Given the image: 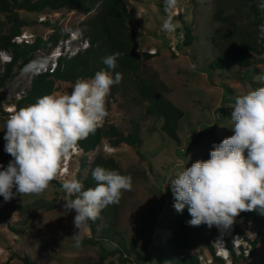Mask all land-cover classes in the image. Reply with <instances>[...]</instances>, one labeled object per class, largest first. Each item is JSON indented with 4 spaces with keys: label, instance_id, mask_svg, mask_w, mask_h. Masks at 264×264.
Instances as JSON below:
<instances>
[{
    "label": "rangeland",
    "instance_id": "1",
    "mask_svg": "<svg viewBox=\"0 0 264 264\" xmlns=\"http://www.w3.org/2000/svg\"><path fill=\"white\" fill-rule=\"evenodd\" d=\"M129 1L136 18V23H131V27L141 36L140 50L153 54L151 59L141 58L143 77L159 84L169 99L185 112L178 130L181 144L178 145L161 131L162 121L159 118L145 115L147 103L134 99L133 91L114 97L109 94L106 97L108 121L125 133L131 130L132 121L139 122L143 140L139 151L142 154L139 155L135 148L126 143L114 147L108 139H103L95 150L87 154L75 144L63 158L58 175L53 180L62 182L76 179L82 170L81 159L84 155L89 163L97 155L113 157L133 182L132 190L122 193L119 230L127 242L137 239L141 247L145 246L147 250L140 262L132 259L127 264H171L159 261V253L171 236L166 221L175 210L169 178L182 171L184 166L190 167L201 160L202 155L212 149L213 133L222 139L234 134L230 128L233 125L230 118L234 104L229 98L254 87L251 78L241 68L232 69L231 72L209 69L214 56L210 37L217 26L213 19L216 0H177L176 7L171 10L174 23L178 25L174 33L162 30V23L168 15L165 0ZM47 14H52V17H47ZM42 16L48 18L50 25L40 21ZM87 16L69 8L42 13L21 12V17L30 22L23 31L44 39L49 38L57 22L62 33H83L82 23ZM182 22L192 28L194 41L191 47H180L183 32L178 33L177 30H182ZM50 50L47 46L42 48L41 53L37 52L40 61ZM17 67L0 90L3 102L0 129L7 119L5 106L14 104L19 98L18 94H25L30 89L32 71H18ZM257 71L252 79L261 82L259 78L264 77V63H258ZM155 72L158 78L153 76ZM73 85L59 81L53 94H71ZM229 89L232 91L229 92ZM105 120L106 117L97 127L102 126ZM11 159L10 156L4 162L0 157V164L7 166ZM62 197V189L55 187L53 181L39 194L17 195L9 202H4L0 197V264H27L20 258L24 256H28L33 264H85L98 258L100 247L83 243V238L91 234L89 228L84 226L77 246V229L73 223L75 212L65 215L63 204L52 205L55 198ZM234 223L235 228L243 230L248 238H256L257 225L254 222H241L238 219ZM138 234L141 235L139 238ZM113 247L110 243L105 245L108 249ZM188 252L205 257L209 255L204 247ZM110 261L119 264L117 256L108 257L105 264ZM234 264H264V234L253 257Z\"/></svg>",
    "mask_w": 264,
    "mask_h": 264
},
{
    "label": "trees",
    "instance_id": "2",
    "mask_svg": "<svg viewBox=\"0 0 264 264\" xmlns=\"http://www.w3.org/2000/svg\"><path fill=\"white\" fill-rule=\"evenodd\" d=\"M261 2L262 0H216L213 19L217 26L212 30L210 37L214 56L209 69L231 72L232 69L241 68L245 75L251 78L254 89L264 86V80L254 82L252 79V75L258 73V63H264V57H261L264 54V39L258 38V26L264 24V8L258 6ZM131 7L129 0H0V48L10 51L13 55V60L6 65L5 71L2 73L0 71V90L13 75L17 66L18 71H23L32 62H40V58L37 57L39 49L47 46L52 49L62 38L68 36V33L61 32V27L57 22L53 25L54 30L47 39L37 36L31 44L14 43L13 38L30 23L21 17V12L42 13L46 10L75 9L88 14L82 25L83 34L90 42L89 48L72 58H60L55 72L35 76L26 95L16 100L17 110L34 104L39 97L53 94L59 81L75 83L77 79H91L100 70L107 71L113 76L115 72H120L123 75L122 82L112 86L110 96L114 97L116 94L133 91L134 99L147 103L145 115L159 118L162 121L161 131L180 145L181 137L178 130L185 112L169 99L159 84L143 77L141 58L151 59L153 54L142 53L140 50V33L131 27V23H136ZM44 24L50 25V22L45 21ZM182 25V30H177L178 33L183 32L180 47H191L194 41L192 28L185 22H182ZM179 43L177 44L178 49ZM116 52L120 53L116 61L117 66L115 69H110L103 63V59ZM255 55L258 57L255 58ZM153 76L158 78L156 72ZM231 91L229 89V92ZM236 96L229 98L231 103L234 104ZM0 109L3 112L1 95ZM4 114L8 118L7 112ZM202 136L203 132L200 134V137ZM3 137L4 132L0 134V157L6 162L10 156L4 151ZM212 137L213 144L223 140L216 133H213ZM103 139H108L114 147L126 143L135 148L139 155L142 154L139 151L143 143L139 122L132 121L131 130L125 133L110 123L106 117L102 126L97 127L94 133L78 141L77 144L84 154H87L95 150ZM209 158L210 151L203 154L201 160ZM97 166L128 175V172H124L113 157L97 155L94 161L89 163L84 155L81 159L82 170L78 173L76 180H79L85 189L96 186L91 173ZM52 181L55 187L61 188V182ZM61 199L55 198L51 202L52 205L64 204ZM120 206L121 201L107 206L95 221H89L86 225L91 234L83 238V243L98 246L101 250L95 261L85 264H105L110 256H117L119 264H127L132 259L137 262L141 261L143 253L147 250L145 246L141 247L137 239L127 242L120 232ZM190 219L187 207L183 212L174 210L170 214L166 221V228L171 236L159 253V261L171 264H203L198 254L188 251L204 247L212 255L214 264H227L215 254L212 239L216 234V229L204 224L190 226L187 224ZM238 219L244 222H254L257 225V234L254 240L249 239L252 243L250 255H236L232 250L231 264L252 258L264 234V215L255 211L242 212L235 220ZM236 230L246 236L240 228ZM139 236L141 235L138 234V238ZM109 243L114 245L112 249L105 248V245ZM132 255H134L133 258H131ZM20 258L27 264H33L28 256ZM108 264H115V262L110 261Z\"/></svg>",
    "mask_w": 264,
    "mask_h": 264
},
{
    "label": "clouds",
    "instance_id": "3",
    "mask_svg": "<svg viewBox=\"0 0 264 264\" xmlns=\"http://www.w3.org/2000/svg\"><path fill=\"white\" fill-rule=\"evenodd\" d=\"M176 5L177 0H165V32L174 33L178 27L171 14ZM258 6L264 8V0ZM258 33L264 39V24L258 26ZM119 56V52L113 53L103 63L115 69ZM41 64L32 62L26 71H37ZM122 79L120 72L113 76L100 70L91 79H77L71 94L44 95L9 115L0 129L4 131V151L12 157L7 166L0 164L4 202L47 189L63 158L108 116L106 97ZM232 107L230 128L234 134L214 143L209 159L184 166L169 178L173 206L177 212L187 207L190 226L226 230L242 212L264 215V86L237 95ZM91 175L96 181L93 188L85 189L76 179L61 182L65 215L75 212L77 246L84 226L107 206L119 203L122 193L133 187L130 175L102 166L95 167Z\"/></svg>",
    "mask_w": 264,
    "mask_h": 264
},
{
    "label": "built area",
    "instance_id": "4",
    "mask_svg": "<svg viewBox=\"0 0 264 264\" xmlns=\"http://www.w3.org/2000/svg\"><path fill=\"white\" fill-rule=\"evenodd\" d=\"M58 13V12H56ZM55 13V14H56ZM51 16L52 14H47V17ZM46 16H42V22L48 20ZM36 37L33 33L28 31H22L20 34L16 35L13 38V42L17 44H31L35 41ZM90 42L84 36L83 33L71 31L68 32V36L62 38L59 43L53 47L49 54H45L42 58V64L38 68L37 71H32L30 75V82L35 76L39 74H43L46 72L53 73L55 72L59 59L62 57L65 58H72L79 54L80 52L89 48ZM42 49H39L38 52L41 53ZM153 53V52H152ZM13 55L10 51L6 49L0 48V71L1 73L5 71V67L8 63L12 62ZM26 69H24L25 71ZM31 87V85H30ZM27 93V92H26ZM25 94H18V99L22 98ZM5 111L9 115L17 110L16 104H11L9 106H5ZM243 222L242 219H240ZM216 229V234L212 239L213 247L215 248V254L226 261L227 264H231L232 262V250L235 252L236 255H245L249 256L252 249V243L249 241L247 236L242 235L238 232L235 228V223L226 230H222L216 226H213ZM208 252L209 250L206 249ZM200 261L203 264H214V260L212 255L209 252L207 257L203 256L202 254L199 256Z\"/></svg>",
    "mask_w": 264,
    "mask_h": 264
}]
</instances>
